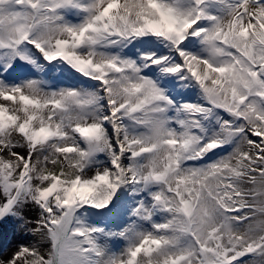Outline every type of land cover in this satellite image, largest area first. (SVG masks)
Listing matches in <instances>:
<instances>
[{"label": "snow or ice", "instance_id": "6c2138e0", "mask_svg": "<svg viewBox=\"0 0 264 264\" xmlns=\"http://www.w3.org/2000/svg\"><path fill=\"white\" fill-rule=\"evenodd\" d=\"M0 264H264V0H0Z\"/></svg>", "mask_w": 264, "mask_h": 264}, {"label": "rangeland", "instance_id": "374dc122", "mask_svg": "<svg viewBox=\"0 0 264 264\" xmlns=\"http://www.w3.org/2000/svg\"><path fill=\"white\" fill-rule=\"evenodd\" d=\"M31 239V237H29V238H27V239H25V242H27L28 240H30Z\"/></svg>", "mask_w": 264, "mask_h": 264}, {"label": "bare ground", "instance_id": "6f19581e", "mask_svg": "<svg viewBox=\"0 0 264 264\" xmlns=\"http://www.w3.org/2000/svg\"><path fill=\"white\" fill-rule=\"evenodd\" d=\"M27 238H29V237H24L23 239L25 240V239H27Z\"/></svg>", "mask_w": 264, "mask_h": 264}]
</instances>
